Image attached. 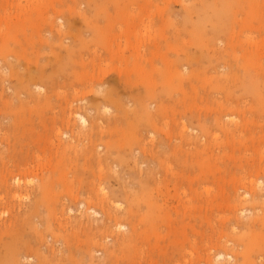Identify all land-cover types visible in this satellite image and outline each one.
<instances>
[{
  "label": "rangeland",
  "instance_id": "obj_1",
  "mask_svg": "<svg viewBox=\"0 0 264 264\" xmlns=\"http://www.w3.org/2000/svg\"><path fill=\"white\" fill-rule=\"evenodd\" d=\"M0 28V264H264V0H0Z\"/></svg>",
  "mask_w": 264,
  "mask_h": 264
},
{
  "label": "bare ground",
  "instance_id": "obj_2",
  "mask_svg": "<svg viewBox=\"0 0 264 264\" xmlns=\"http://www.w3.org/2000/svg\"><path fill=\"white\" fill-rule=\"evenodd\" d=\"M0 29H1V28H0ZM2 35H3V32H2ZM94 52H95V51H94ZM136 53H137V52H136ZM10 59H11V58H10ZM11 60H12V59H11ZM14 60H15V59H14ZM15 61H16V60H15ZM20 67H21V66H20ZM118 73H119V72H118ZM103 88H104V87H103ZM81 89H82V88H81ZM71 103H72V102H71ZM71 103H70V105H71ZM70 105H69V106H70ZM172 106H173V105H172ZM70 107H71V106H70ZM102 107H103V106H102ZM171 110H172V109H171ZM48 113H49V112H48ZM69 113H70V111H69ZM79 115H80V120H81L82 122H85V123H86V121H87L86 118H85L84 116H82L81 114H79ZM228 118H229V117H228ZM228 118H227V119H228ZM67 119H68V118H67ZM69 119H70V116H69ZM69 119H68V120H69ZM221 124H222V123H221ZM224 126H225V125H224ZM224 130H226V129H224ZM238 131H239V130H238ZM238 131H237V132H238ZM53 133H54V132H53ZM61 133H62V132H61ZM228 133H229V132H228ZM185 135H186V134H185ZM170 136H172V135H170ZM70 138H71V137H70ZM78 138H79V137H78ZM170 138H171V137H170ZM166 149H167V148H166ZM39 157H40V156H39ZM167 163H168V162H167ZM151 165H152V164H151ZM9 166H10V165H9ZM36 168H37V167H36ZM9 169H10V168H9ZM176 169H177V168H176ZM14 171H15V169H14ZM9 173H10V172H9ZM15 173H16V172H15ZM243 173H244V172H243ZM20 177H22V176H20ZM98 177H99V176H98ZM247 178H248V177H247ZM16 179H17V177H16ZM177 179H178V178H177ZM196 180H197V179H196ZM19 182H20V180H19ZM19 182H18V184H19ZM5 183H6V182H5ZM27 183H28V182H27ZM127 183H128V182H127ZM263 183H264V182H263ZM9 184H10V183H9ZM12 184H13V182H12ZM12 184H10V186H11ZM15 184H16V183H15ZM28 184H29V183H28ZM250 185H251V184H250ZM19 186H20V184H19ZM161 189H162V188H161ZM161 189H160V190H161ZM160 190H159V191H160ZM247 194H248V193H247ZM71 200H72V199H71ZM2 201H3V200H2ZM1 204H2V203H1ZM78 210H79V209H78ZM1 211H2V210H1ZM243 211H244V209H243ZM256 213H257V212H256ZM109 218H110V217H109ZM124 228H125V227H124ZM253 230H254V229H253ZM253 233H254V232H253ZM255 236H256V235H255V233H254V234L252 235V238L255 237ZM123 241H124V240H123ZM252 242H253V241H252ZM255 242H256V241H255ZM243 251H244V250H243ZM222 255H223V254H222ZM179 264H180V263H179Z\"/></svg>",
  "mask_w": 264,
  "mask_h": 264
}]
</instances>
